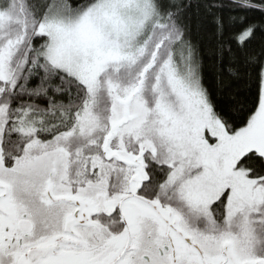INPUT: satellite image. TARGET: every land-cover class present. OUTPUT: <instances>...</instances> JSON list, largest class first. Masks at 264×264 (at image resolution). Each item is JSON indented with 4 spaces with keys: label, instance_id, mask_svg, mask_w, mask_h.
<instances>
[{
    "label": "snow or ice",
    "instance_id": "obj_1",
    "mask_svg": "<svg viewBox=\"0 0 264 264\" xmlns=\"http://www.w3.org/2000/svg\"><path fill=\"white\" fill-rule=\"evenodd\" d=\"M0 264H264V0H0Z\"/></svg>",
    "mask_w": 264,
    "mask_h": 264
}]
</instances>
